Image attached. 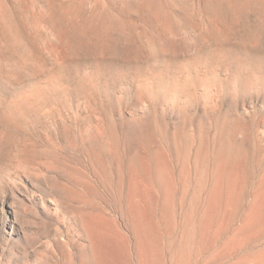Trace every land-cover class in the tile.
Here are the masks:
<instances>
[{"label":"rangeland","instance_id":"obj_1","mask_svg":"<svg viewBox=\"0 0 264 264\" xmlns=\"http://www.w3.org/2000/svg\"><path fill=\"white\" fill-rule=\"evenodd\" d=\"M0 264H264V0H0Z\"/></svg>","mask_w":264,"mask_h":264}]
</instances>
